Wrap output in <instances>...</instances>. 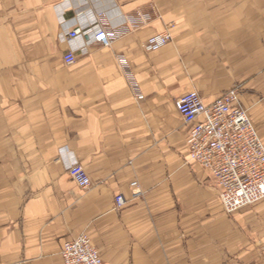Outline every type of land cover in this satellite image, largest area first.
Segmentation results:
<instances>
[{
  "label": "crops",
  "instance_id": "crops-1",
  "mask_svg": "<svg viewBox=\"0 0 264 264\" xmlns=\"http://www.w3.org/2000/svg\"><path fill=\"white\" fill-rule=\"evenodd\" d=\"M62 1L0 0V264H63L60 247L80 233L104 264H264V199L224 212L176 107L191 89L211 103L237 87L264 142V0H95L88 10L114 21L152 19L69 66ZM165 30L171 40L146 51ZM73 157L87 189L67 172Z\"/></svg>",
  "mask_w": 264,
  "mask_h": 264
},
{
  "label": "built area",
  "instance_id": "built-area-1",
  "mask_svg": "<svg viewBox=\"0 0 264 264\" xmlns=\"http://www.w3.org/2000/svg\"><path fill=\"white\" fill-rule=\"evenodd\" d=\"M94 1L63 0L58 6L60 40L68 46L62 57L68 66L75 63L91 44L110 47L113 40L152 19L150 13L138 11L114 21L108 10H88L87 6ZM69 10L76 14L66 19L65 14ZM80 14H87L86 19L80 20ZM78 40L82 44L74 46ZM170 40L168 31L156 33L147 38L144 49L156 51ZM116 55L136 99L142 100L143 95L125 56ZM176 107L185 124H190L185 140L189 161L196 162L214 178L224 212L231 214L264 199V142L259 138L247 110L239 104L237 87L223 92L211 103H206L196 90L191 89L177 98ZM72 160L67 166L68 174L79 188L87 189L92 183L90 175L75 157ZM130 187L133 196L141 194L136 181H132ZM114 203L117 209L122 207L124 196L117 194ZM60 253L63 264H104L90 236L84 233L65 241Z\"/></svg>",
  "mask_w": 264,
  "mask_h": 264
}]
</instances>
